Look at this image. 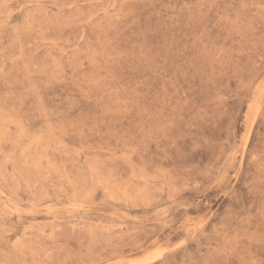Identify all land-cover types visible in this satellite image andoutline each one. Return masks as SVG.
<instances>
[{"label":"rangeland","instance_id":"374dc122","mask_svg":"<svg viewBox=\"0 0 264 264\" xmlns=\"http://www.w3.org/2000/svg\"><path fill=\"white\" fill-rule=\"evenodd\" d=\"M0 264H264V0H0Z\"/></svg>","mask_w":264,"mask_h":264}]
</instances>
